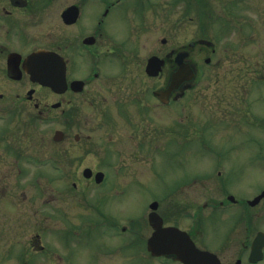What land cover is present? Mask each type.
I'll return each instance as SVG.
<instances>
[{
  "label": "flooded vegetation",
  "instance_id": "flooded-vegetation-1",
  "mask_svg": "<svg viewBox=\"0 0 264 264\" xmlns=\"http://www.w3.org/2000/svg\"><path fill=\"white\" fill-rule=\"evenodd\" d=\"M222 1L0 0V78L3 80H0V104L4 105L0 108V243H3L4 237L12 241L15 226L18 229L22 227L21 230L25 228L23 220H15L21 207L17 210L18 205L14 204L11 177L16 165L21 175L28 169L26 165L29 158L24 151L25 130L49 121L54 110H60L61 122V125L57 122L59 126L54 130V155L59 154L60 146L66 142L69 143L67 148H72V151L74 148H80L88 152L97 146L102 149L105 160L111 164L119 162L116 154H119L123 144L132 146L136 150V157L148 156L154 159L156 156L157 159L165 153L164 151L168 154L174 145L182 148L183 154L188 153L189 109L195 98L191 92L196 89L213 90L211 94L214 105L230 107L221 110L222 116L218 113L221 120L224 115L230 114L231 118L225 119L229 124H223L228 132L237 128H250L253 122H256L255 117L264 120V114H255L251 98L249 101L240 99L227 105L224 94L216 87L220 78L213 75L212 69L222 63L223 49L220 38L223 32L231 28L228 19L222 29ZM225 1L231 4L225 8L230 14L236 10L233 5L261 2ZM175 6H180L181 10L180 18L174 22ZM158 33H161L159 40ZM179 33L185 39L183 42L174 40V35ZM39 51L56 53L59 65L63 59L66 66L65 88L53 89L31 79L30 73L26 71V63L32 54ZM231 51V46L224 48V52L231 54ZM182 53L183 61L196 70V78L193 81L186 80L179 88L168 91L173 74L179 67L177 57ZM153 56L158 57L160 63V69L155 75L147 72V65ZM50 61L48 59L47 62ZM55 63L52 61L50 65L54 66ZM141 77L142 80L151 82L143 94L140 88ZM73 82L76 83L73 85ZM190 83L191 86L187 87ZM247 84L248 80L245 86L243 84V88H248ZM11 87L13 89H10ZM39 90L44 93H39ZM10 102L12 103L9 104ZM178 107L181 108L182 118L176 123L173 111ZM208 107L207 114L212 113L214 110L211 105ZM163 115L169 117L164 125L150 124L157 119L163 120ZM234 118L240 119L241 125L236 124L239 122H235ZM244 121L250 124L247 128L243 127ZM57 131H62L61 139H55ZM151 131L153 135L149 134ZM70 137H73L72 141L69 140ZM200 141L204 150L218 154L220 161L214 165L219 183L222 181L221 177L230 174L227 165L221 161L224 159L223 154H232L243 149L251 151L249 145L246 147L242 143L221 146L207 139ZM41 144L45 142L41 141ZM109 153L114 155L111 161L107 159ZM245 154L244 159L248 161L250 155ZM57 158L58 156L53 159L56 169ZM93 158V155H90L86 160ZM38 160L40 157L32 158L35 165L41 164ZM74 162L83 164L84 160L77 157ZM87 168L88 176L85 174ZM99 171L103 170L86 166L82 174L95 181ZM103 172L106 180L108 170ZM42 173L44 172L39 173V177L46 176ZM182 177L165 194L184 195L190 184L202 178L199 174L191 177L187 172H184ZM220 186L225 199L213 201L211 207L217 211L219 208L236 210L232 225V231L238 235L235 264L264 262V197L254 205L250 203L264 188L251 198L230 201L229 196L233 195V192L221 183ZM22 195L26 197L24 190ZM159 208L158 212L166 225H178L182 218L179 212L173 216L170 215L169 209L160 212ZM91 209L92 205L84 216H87ZM53 213L55 218L61 216L58 205L53 208ZM170 218L176 221L169 222ZM102 220L108 229V217L103 215ZM53 223L56 229L60 228L58 219ZM86 223L81 220L73 226L83 228ZM46 228L48 227L45 226ZM187 231L194 238V231ZM20 232L18 230L14 233L19 235ZM111 233L114 237H120L116 235V231L112 230ZM259 233L260 241L255 243ZM43 234L41 230L36 232L37 237H42ZM56 237L59 236L56 234ZM122 239V243L129 250L131 246L133 254H139L140 234L136 232L130 242ZM35 245V252L31 253L41 255V261L46 257L49 260L54 257L58 260L57 258L61 257L60 242L57 247L54 245L47 249L46 245L37 244V240L30 239L29 245L23 246H27L31 251ZM254 247L261 249L260 259L251 260L256 256L252 254Z\"/></svg>",
  "mask_w": 264,
  "mask_h": 264
},
{
  "label": "rangeland",
  "instance_id": "rangeland-1",
  "mask_svg": "<svg viewBox=\"0 0 264 264\" xmlns=\"http://www.w3.org/2000/svg\"><path fill=\"white\" fill-rule=\"evenodd\" d=\"M227 2L223 0L221 3V23L224 29L229 19L231 28L223 32L220 38L222 63L212 69L213 75L220 78L216 87L224 94L227 105L240 99L249 101L251 98L255 114L261 116L264 114V1L233 5L236 10L232 14L226 10L231 6ZM174 8L175 22L180 18L181 9L180 6ZM157 38H161V33H158ZM177 39L181 42L185 40L180 33L174 35V40ZM227 46L232 47L231 54L224 52ZM247 80L248 88H243ZM140 82L143 94L151 82L142 80V77ZM38 92L44 93L43 90ZM211 93L213 90L204 89L191 92L195 98L189 109V148L185 154L182 153V148L174 145L168 154L164 151L157 159L156 156L154 159L148 156L136 157V150L123 144L119 154H116L119 162L111 164L105 160L102 149L97 146L88 152L80 148L72 151V148H67L69 143L66 142L60 146L61 150L57 154L56 169L53 164L54 157H57L54 155L56 147L52 146V142L54 130L61 125L60 110H54L50 115L51 119L41 126L25 130L24 151L29 158L26 165L28 169L21 175L16 165L11 175L14 204L18 205L17 210L21 207L15 220H23L25 228L21 230L22 227L18 229L15 226L13 231L16 233L21 230L22 233L15 235L13 232L12 241L4 237L3 243H0V264H181L169 258L150 256L146 250V238L152 231L148 223L149 203L154 199L160 202V212L169 209L173 216L179 212L182 218L178 225L194 231L198 246L214 250L221 257L222 264H235L238 235L232 231V224L236 210L219 208L217 211L211 207V202L225 199L220 183L233 192L236 198L242 199L251 198L264 188V120L255 117L256 122L248 129L226 131L223 124H229L225 119L231 116L227 113L221 120L218 113L221 115L222 109L230 107L215 106ZM201 98L204 101H199ZM209 104L214 111L207 114ZM1 106L4 105L0 104V108ZM174 109L173 118L177 123L182 118L181 108ZM163 118L150 124L164 125L169 117L163 115ZM236 120L239 122L236 124L241 125V120L235 119V122ZM243 124L246 128L250 125L247 121ZM149 134L153 135V132ZM72 139L73 137L69 138L70 141ZM203 139L221 146L242 143L246 147L249 145L251 151L243 149L223 154L224 159L221 161L227 165L230 174L221 177L222 181L219 183L214 165L220 161L218 154L204 150L200 141ZM41 141L45 144H41ZM245 153L250 155L248 161L244 159ZM89 154L93 155V160H86ZM35 157H40L38 161L41 164L33 163L32 158ZM77 157L83 158L84 163L76 164L74 159ZM107 159H114L113 153L107 154ZM86 166L94 170H108L107 179L100 184L94 179L89 180L82 174ZM41 171L46 176L39 177ZM184 172L191 177L199 174L202 178L190 184L184 195L165 194L183 178ZM207 174L209 175L204 177ZM23 190L26 197L22 195ZM56 205L61 215L58 218L53 213ZM91 205V212L84 216ZM103 215L108 217V229L103 224ZM173 218L168 221L174 222ZM57 219L60 221L58 229L53 223ZM81 220L87 222L85 227L73 226ZM45 226L48 228L45 229ZM118 226L121 229L125 226L122 234L117 232L127 242L133 240L136 232L140 234L139 254H133L134 251L128 253L131 246L129 250L122 243V238L113 236L111 231ZM37 230H41L42 234L45 232L42 237H37ZM30 239L37 240V244L46 245V248L54 245L57 247L60 242L61 257L58 260L46 257L41 261V255L32 254L36 245L31 251L23 246L29 245Z\"/></svg>",
  "mask_w": 264,
  "mask_h": 264
},
{
  "label": "water",
  "instance_id": "water-1",
  "mask_svg": "<svg viewBox=\"0 0 264 264\" xmlns=\"http://www.w3.org/2000/svg\"><path fill=\"white\" fill-rule=\"evenodd\" d=\"M183 57L184 54H179L177 57L179 68L173 74V80L168 91L178 88L184 81L192 80L195 77V70L183 61ZM48 59L51 61L47 62ZM52 61L55 63L54 66L50 65ZM27 65L26 71L31 74V79L34 81L51 86L53 89L66 87L65 64L63 60L61 65L57 63L56 53L48 51L34 53L28 59ZM158 69H160V64L157 61V57H152L148 63L147 70L150 74H157ZM75 83L73 82L72 84L74 85ZM30 92L32 93L33 91L31 90ZM61 134L62 131H57L55 139H61ZM88 170L87 168L85 171L86 175L89 173ZM103 177V172H98L96 180L99 182ZM263 196L264 191L252 200L251 203L255 204ZM230 198L234 199L233 196H230ZM158 206V201H153L150 204L151 211L148 215V220L153 231L147 240V248L153 255L173 256L183 264H221V259L216 253L199 248L187 231L173 225L165 226L162 216L157 211ZM260 236L261 234L258 235L256 242Z\"/></svg>",
  "mask_w": 264,
  "mask_h": 264
}]
</instances>
